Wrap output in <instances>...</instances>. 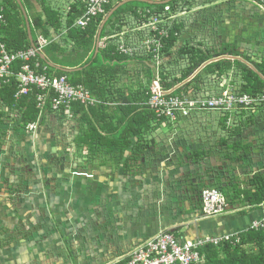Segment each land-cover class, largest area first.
<instances>
[{
  "label": "crops",
  "instance_id": "0c3cea01",
  "mask_svg": "<svg viewBox=\"0 0 264 264\" xmlns=\"http://www.w3.org/2000/svg\"><path fill=\"white\" fill-rule=\"evenodd\" d=\"M36 1L41 9L48 7L45 0ZM21 2L27 16L43 13L35 11L31 0ZM62 2L61 9L53 11L63 21L71 7L82 10L84 6V0ZM28 5L33 6L31 11ZM190 7L196 12L181 24V40L211 57L194 73L202 75L193 89L196 96L216 95L224 90L244 93L245 73L238 64L264 80L257 70L264 60V9L251 0H194ZM0 9L4 13L2 6ZM59 37L51 30L49 39L37 36L36 43H32L42 38L48 45ZM40 54L44 55L42 50ZM213 63H222L227 71L221 75L218 69L206 72ZM62 69L74 72L80 68ZM125 91L128 96L132 92ZM111 106L107 111L115 114L116 104ZM23 111L3 104L0 108L6 115L5 122L0 123V264H122L135 247L162 231L173 232L180 241H192L242 232L264 216V205L248 210L227 204L222 215L203 220L195 188L214 185H208L207 174L219 170L223 162L212 150L227 140L221 130L223 118L217 113L192 115L174 124H150L152 131L144 135L150 150L125 170L122 163L114 161V151L109 148L91 157L86 147L79 148L76 137L81 114L69 119L65 114L62 117L46 111L37 129L29 131L27 126H21ZM247 117L252 122L235 141H264V108ZM47 128L55 129L54 133H47ZM67 129L73 130L75 136L61 132ZM58 131L63 138L72 137L71 146L62 149ZM130 140L132 145L136 142V138ZM19 142L29 150L13 164L11 159ZM100 144L114 146L111 138ZM129 155V151L124 153V157ZM252 160L253 165L245 166L242 161L237 164L241 182L250 172L264 171V153L256 160L253 155ZM65 161L71 162V167L62 165L60 169ZM223 164L228 168L224 172L226 180H222L223 175L221 181H240L237 172H227L232 170L230 162ZM12 166L15 170L10 169Z\"/></svg>",
  "mask_w": 264,
  "mask_h": 264
},
{
  "label": "trees",
  "instance_id": "16d2710c",
  "mask_svg": "<svg viewBox=\"0 0 264 264\" xmlns=\"http://www.w3.org/2000/svg\"><path fill=\"white\" fill-rule=\"evenodd\" d=\"M121 1L111 0L105 7V14ZM180 2L182 5L190 7L194 3V0H172L168 4L174 8ZM0 6L4 9L3 14L5 17V25L0 33L3 42L6 44V49L10 52H15L29 48L30 41L25 21L16 1L0 0ZM164 6V4L148 5L139 0H134L123 5L106 22L100 34V41L102 38L120 31L123 26L122 20L126 21L131 16L136 17L137 11L143 9L161 11ZM32 7V5H28V11H31ZM82 11L83 9L81 10L77 6L71 7L64 21L59 13L46 6H43L42 14L33 13L28 15L32 42L36 43L37 36L49 39L51 30L60 35L58 41L49 43L42 48L46 59L61 68H81V70L66 73L48 67V64L43 61H40L41 66L47 67L48 73L51 75L67 77L68 81L73 85H83L93 96L102 102L100 105L89 109H85L80 105H73L72 115L81 114L79 133L76 137L79 148L80 146L86 147L87 154L90 157L91 154L96 156L97 152H102L109 148L114 151V161L117 164L122 163L125 170H129V163L139 162V160L145 157V153L150 150V146L144 141V135L148 134L151 130L150 124L156 123L158 126L160 123H168L166 119L157 117L146 106L148 87L154 77V71L147 62L148 59H141L139 57L129 59L117 55L113 53L114 47L109 46V44L105 45L103 43L104 47H102V44L99 43L98 54L93 58L98 25L103 20L104 15L96 17L85 29H79L74 27V23ZM175 28L179 33L181 32L180 24L175 26ZM179 43L180 38L177 39L171 35L165 42L164 57H171L172 51L178 47ZM107 50H110L111 53H106ZM175 58L168 61V64L171 65V61L176 64L183 62V66L177 65L179 71L177 73H169L168 77L162 73L165 80L162 84L166 89L173 88L182 83L200 65L211 59L209 54H205L196 47L186 43H183L179 48ZM124 63H137L141 65L143 69L140 71L146 81L144 86L140 81L135 91L130 93V97L123 92V89L115 87L118 85L119 77L124 74L119 65ZM238 65L245 73V86H242L244 93L250 95L259 93L264 87V80L259 77L258 73L240 64ZM207 67L206 72H213L218 69L220 75L227 71L222 63H213V65ZM19 69L20 63H17L14 66V72L17 73ZM257 70L264 76V60L257 65ZM169 77L171 78L170 80ZM201 77L202 75H196L194 79L176 89L175 92H191L195 88V85L200 83ZM123 86V88H126V85ZM193 92H191L192 95H194ZM17 93L18 85L14 79L10 83L3 85L0 88V108L1 104H3V106H7L11 110L24 109L20 122L21 126L25 128L28 124L38 119L39 111L35 100L37 91L32 89L27 95L16 99ZM111 104H116L117 112L115 114L107 111L108 108L112 107ZM46 107L48 111H51L49 104ZM58 114L63 117L64 110H61ZM238 116L237 120H234L230 126H227V115H220L223 118L220 122L221 130L225 132V137L227 138L225 142L231 139L234 141V139L239 138L252 122V118L247 117L245 113H241ZM5 118V113L0 112V123L5 122ZM109 138L114 142V146H106V148L100 144L101 141H106ZM131 138H136V142L133 145L130 140ZM234 142L231 145L232 149L238 151L245 148L242 142ZM97 146L98 151H96ZM126 151H129L131 155L124 157ZM199 156L200 154H196V157ZM250 176L243 182H222V177H217L214 185L209 188L219 190L223 194L226 203L230 206L239 205L241 209H257L258 206L264 205V171H257ZM243 212L244 210L241 211L242 214ZM263 242V231H254L247 228V230L242 232L234 233L233 237L227 241H223L218 246L207 245L201 249L200 251L204 255V262L202 264H264Z\"/></svg>",
  "mask_w": 264,
  "mask_h": 264
},
{
  "label": "built area",
  "instance_id": "2783aa9c",
  "mask_svg": "<svg viewBox=\"0 0 264 264\" xmlns=\"http://www.w3.org/2000/svg\"><path fill=\"white\" fill-rule=\"evenodd\" d=\"M110 1L84 0L83 11L76 19L74 27L85 29L96 17L105 16V7ZM251 1L264 9V0ZM168 3L164 4L161 11L152 9L137 11L136 17L131 16L126 21L122 20L123 26L120 31L102 38L101 42L99 41V43L113 46L117 55L129 59L136 57L148 59L147 62L154 71V77L148 88L146 106L157 117L164 118L171 124L177 123L181 119L191 118L196 114L217 113L227 115V126L237 120L241 113L248 115L259 108H264V87L255 95L227 90L206 97L196 96L193 90L191 92L194 95L189 91L176 93V89L196 77L194 74L196 70L182 83L173 88H164L162 82L165 80L162 73L168 77L169 73L179 71L177 65L183 66L180 65L183 62L176 64L171 61V65L168 64L171 59H176L177 51L185 43L181 40L183 32L179 33L175 26L183 24L190 15L196 12L195 9L192 10L193 7L182 5L181 2L174 8ZM4 25L5 17L0 9V31ZM171 35L177 39L180 38V43L172 51L171 57H164L165 42ZM104 44H102L103 47ZM45 45L46 41L40 38L33 47L10 52L6 49V44L0 33V88L14 79L18 85L16 99L27 95L32 89L37 91L35 100L39 114L35 122L27 125L26 128L29 131L37 129L43 114L48 111L47 104H49L51 112L59 113L64 110L65 116L72 118L73 105H80L88 109L102 103L93 97L83 85H73L65 76L48 74L47 67L41 66L38 62L39 54ZM17 63H20V69L16 73L14 66ZM200 200L203 217L222 215L227 209L226 200L217 189H205L200 195ZM248 229L264 232V216L252 221ZM233 235V233H228L218 237L180 241L173 232L162 231L154 238L135 247L123 264H202L204 255L201 253V249L207 245L218 246Z\"/></svg>",
  "mask_w": 264,
  "mask_h": 264
},
{
  "label": "rangeland",
  "instance_id": "374dc122",
  "mask_svg": "<svg viewBox=\"0 0 264 264\" xmlns=\"http://www.w3.org/2000/svg\"><path fill=\"white\" fill-rule=\"evenodd\" d=\"M32 3H33V6H34V9L35 11L39 12L41 11L42 9L40 8V6L38 5V2L36 0H31ZM45 3L48 5L49 8H51L52 10H56V9H59L61 7V4H63L62 0H45ZM61 9V8H60ZM69 49V48H68ZM106 53H111L110 50H107ZM180 65H183V63H181ZM119 67L121 68V71H124L126 72V74L124 75H121L119 77V82H118V85L115 86L117 88H121L123 89L124 91L127 90V92H134L135 89L137 88V86L139 85L138 83L141 81L142 82V85L144 86L145 85V80H144V75L141 74V71H138V69L141 68V70L143 69L142 66L138 65L137 63H124L122 65H119ZM126 84V88H123V84ZM126 92V91H125ZM71 119V118H69ZM199 119V118H198ZM202 119V118H200ZM203 120V119H202ZM195 121V120H194ZM65 122V121H64ZM48 124V123H47ZM47 131V133H54V130L55 129H51V128H47L45 129ZM70 129H67V130H62L61 132H67V133H70V135H74L75 136V133L73 130L69 131ZM45 131V132H46ZM61 132L57 133V140L59 141L60 145L62 146V149H66L69 147L70 143H71V136L69 135L68 137H62L61 136ZM4 138V137H3ZM237 139V138H236ZM47 142L49 140H46ZM66 141V142H65ZM235 141V139H234ZM233 141V139H231L230 141H222L220 144L216 145L215 147H213V153H217V157L220 159V162L224 163L226 160H228L230 162V169L232 168V170H227L228 171H231L232 173H236V176H238V179L241 181L242 177H240L241 173L240 171L238 172L237 171V164H239L241 161L244 163V165L246 166V164L248 165L250 163V165H253V155L255 157V160L256 159H259L261 158V154L264 153V141L262 140H259L257 138H253L252 140L250 139H247V141H245L246 143L243 144V146L245 148H242L241 150H234L232 149L231 145H233V143H235ZM20 146L18 148H16L15 152L13 153V158L11 160H13V164H16L20 159H22V155L25 153L28 152L29 149H27V146H25L22 142H19ZM71 146V145H70ZM82 148V147H81ZM226 151V152H225ZM224 155V156H223ZM226 155V156H225ZM221 156V157H220ZM242 159V160H240ZM248 159V160H247ZM18 160V161H17ZM246 161V163L244 162ZM58 163V162H57ZM66 163V164H65ZM83 164H85L86 162L83 160L82 162ZM221 164V167H219V170H217L216 172H212L211 174H207V178L209 179L207 182H208V185H210L211 183L214 184L215 181H216V178L220 176V178L224 175L225 177V174L224 172L226 171L225 169L228 168L225 167L224 165L225 164ZM259 163V162H258ZM56 164V162H55ZM60 164V163H59ZM58 164V165H59ZM50 165V164H49ZM64 166L66 168H70L71 167V162L69 163L68 161H65L63 164L61 163L59 168L61 166ZM50 167V166H49ZM54 167V166H53ZM55 168V167H54ZM78 168V167H77ZM10 169L12 170H15V167L12 166ZM61 169V168H60ZM256 170V169H255ZM229 173V172H228ZM218 174V176H216ZM253 173H249L247 174L246 178L244 177L243 179H248L249 177H251L250 175H252ZM79 175H84L85 174H80ZM223 177V178H224ZM228 178V176H227ZM193 181H197L196 178H192ZM222 180H226V177L225 179H222ZM212 187V186H211ZM27 188V187H26ZM205 189L202 188V187H197L195 188V192H197V194H195L197 197H200V195L202 194V191H204ZM189 192V191H188ZM14 197L17 195V193L13 194ZM202 210V209H201ZM236 210H239V209H236ZM202 212V211H201ZM203 213V212H202ZM214 217V216H213ZM209 218H212V217H204L203 220H207ZM202 220V219H201Z\"/></svg>",
  "mask_w": 264,
  "mask_h": 264
},
{
  "label": "water",
  "instance_id": "95a60500",
  "mask_svg": "<svg viewBox=\"0 0 264 264\" xmlns=\"http://www.w3.org/2000/svg\"><path fill=\"white\" fill-rule=\"evenodd\" d=\"M16 3L19 5L21 11H22V14H23V17H24V20H25V25H26V30H27V35L29 37V40L31 42V45L32 47L34 46V44L32 43V37H31V30H30V23H29V20H28V16L26 14V11L22 5V2L21 0H15ZM134 0H122L121 2L117 3L115 5V7H113L107 14L106 16L103 18V20L101 21L100 25H99V29H98V32H97V35H96V48H95V52H94V55H93V58L96 57V55L98 54V48H99V41H100V34H101V31L103 29V27L105 26L106 22L108 21V19L120 8L122 7L123 5L129 3V2H132ZM141 2H144L148 5H163V4H166L172 0H167V1H151V0H139ZM39 57L42 61L46 62L48 64L49 67L53 68V69H56V70H59V71H63V72H66V73H69V72H72V70H68V69H62V68H55L54 65L48 63L44 57L43 54H39ZM81 70V68L79 69Z\"/></svg>",
  "mask_w": 264,
  "mask_h": 264
}]
</instances>
